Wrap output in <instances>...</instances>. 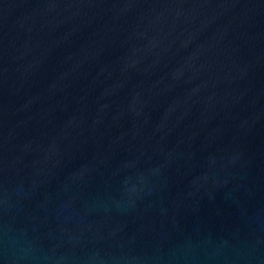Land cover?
Masks as SVG:
<instances>
[{
    "label": "water",
    "instance_id": "1",
    "mask_svg": "<svg viewBox=\"0 0 264 264\" xmlns=\"http://www.w3.org/2000/svg\"><path fill=\"white\" fill-rule=\"evenodd\" d=\"M0 264H264V0H0Z\"/></svg>",
    "mask_w": 264,
    "mask_h": 264
}]
</instances>
